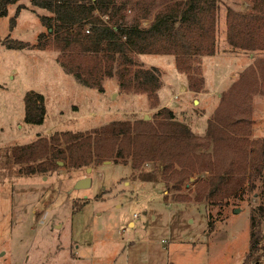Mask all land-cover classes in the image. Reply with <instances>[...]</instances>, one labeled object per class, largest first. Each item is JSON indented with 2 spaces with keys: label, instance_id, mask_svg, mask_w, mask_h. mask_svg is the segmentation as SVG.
<instances>
[{
  "label": "rangeland",
  "instance_id": "obj_1",
  "mask_svg": "<svg viewBox=\"0 0 264 264\" xmlns=\"http://www.w3.org/2000/svg\"><path fill=\"white\" fill-rule=\"evenodd\" d=\"M248 7L245 0H218L216 52L192 64L197 92L189 90L187 75L177 70L173 56L135 57L137 68L154 70L159 77L155 104L145 94L121 91L116 72L100 80L102 91L81 85L58 63L51 37H45L44 49L37 47L38 35L47 33L39 18L48 13L29 0L8 7L0 18V264H246L251 215L255 229L264 232L256 212L264 201L259 178L220 206L177 203L162 183L139 180L127 165L105 161L90 171L60 165L44 175L25 176L10 150L54 133L151 121L161 105L201 137L222 98L247 79L250 138L264 139V56L233 50L225 40L227 9ZM11 41L28 47L11 49ZM181 84L186 91H179ZM27 92L43 98L41 125L24 122ZM82 178H89L90 185L73 189ZM248 264H264V257Z\"/></svg>",
  "mask_w": 264,
  "mask_h": 264
},
{
  "label": "trees",
  "instance_id": "obj_2",
  "mask_svg": "<svg viewBox=\"0 0 264 264\" xmlns=\"http://www.w3.org/2000/svg\"><path fill=\"white\" fill-rule=\"evenodd\" d=\"M18 1L0 0V18ZM29 1L48 13L39 18L47 33L38 35V49H44L51 37L60 66L87 88L102 91L100 80L116 72L121 91L145 94L155 104L159 77L154 70L137 68V55L173 56L177 70L187 75L189 90L197 92L193 61L216 52L218 0ZM245 2L248 9H227L225 40L233 50L264 56V0ZM7 46L28 47L19 41ZM249 83L250 79L241 80L222 98L201 137L161 108L151 121H114L89 132L54 133L12 147L10 155L25 176L53 172L58 162L71 170L105 161L127 165L139 180L162 183L177 203L192 200L220 206L228 198L240 197L245 186L252 188L254 178L260 179L264 194V139L250 138ZM23 102L24 122L41 125L42 96L27 92ZM256 210L264 223V201ZM254 226L251 215L246 264L264 257V232Z\"/></svg>",
  "mask_w": 264,
  "mask_h": 264
},
{
  "label": "water",
  "instance_id": "obj_3",
  "mask_svg": "<svg viewBox=\"0 0 264 264\" xmlns=\"http://www.w3.org/2000/svg\"><path fill=\"white\" fill-rule=\"evenodd\" d=\"M145 119V118H144ZM105 163H109V162H105ZM58 166L62 165L61 162L57 163ZM87 171H90V168L87 169ZM192 181V179H190V182ZM90 179L89 178H82L77 180L74 183L73 189L77 190V189H84L86 187H88L90 185Z\"/></svg>",
  "mask_w": 264,
  "mask_h": 264
},
{
  "label": "crops",
  "instance_id": "obj_4",
  "mask_svg": "<svg viewBox=\"0 0 264 264\" xmlns=\"http://www.w3.org/2000/svg\"><path fill=\"white\" fill-rule=\"evenodd\" d=\"M45 16H47V15H45ZM141 56V55H140ZM249 56H251V55H249ZM159 82H160V80H159ZM160 88H161V82H160ZM160 88L158 89V91H157V93H156V95H157V100H159V97H158V93H159V90H160ZM179 91L180 92H184V91H186V88H185V85L184 84H181L180 86H179ZM156 100V101H157ZM156 103V102H155ZM161 108H166V107H164V105H161V107L158 109V110H160ZM157 110V111H158ZM189 182H190V180H189ZM130 225H133L132 223H130Z\"/></svg>",
  "mask_w": 264,
  "mask_h": 264
}]
</instances>
